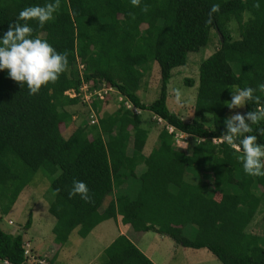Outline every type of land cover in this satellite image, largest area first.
I'll return each mask as SVG.
<instances>
[{
  "label": "trees",
  "instance_id": "1",
  "mask_svg": "<svg viewBox=\"0 0 264 264\" xmlns=\"http://www.w3.org/2000/svg\"><path fill=\"white\" fill-rule=\"evenodd\" d=\"M44 3L0 0V30L24 7ZM213 4L219 8L209 21ZM142 5L147 12L129 0H60L53 20L42 27L28 21L33 36L66 52L68 63L54 83L32 95L6 69L0 71V211L7 213L41 169L52 177L54 192L48 212L55 218L51 231L57 244L49 264L74 229L84 238L100 222L116 218L133 231H156L183 247L205 248L221 264H264V236L249 228L264 197V177L245 174L237 150L223 143L221 134L225 117L233 113L224 103L230 89L264 83V0H142ZM212 29L218 46L199 63L193 118L185 121L166 104L167 82L188 52L207 44ZM152 62L159 68L160 90L145 103L137 91ZM83 83L115 90L103 100L91 99L97 123L87 118L69 128L73 113L66 107L81 101L65 92L79 93ZM184 83L193 84L189 78ZM118 95L140 113L125 108ZM107 105L115 109L103 111ZM255 107L249 103L238 112ZM142 111L165 123L146 154L149 131L141 126ZM178 132L193 139L190 148L176 145ZM258 142L264 144V136ZM74 180L87 185L90 202L78 194L69 197ZM31 223L30 213L24 230ZM192 226L195 235L189 238L184 229ZM23 239L22 233L0 228V260L37 264L27 260ZM102 253L101 264H155L126 234Z\"/></svg>",
  "mask_w": 264,
  "mask_h": 264
},
{
  "label": "rangeland",
  "instance_id": "2",
  "mask_svg": "<svg viewBox=\"0 0 264 264\" xmlns=\"http://www.w3.org/2000/svg\"><path fill=\"white\" fill-rule=\"evenodd\" d=\"M246 15V13H245ZM144 28V25L141 26ZM233 38H237L236 23L230 21ZM218 46V36L215 30H211L207 44L198 51L188 52L186 63L181 66L174 67L171 70L170 79L167 82V99L166 104L171 111L178 114L183 120L189 121L193 118V104L197 92L198 85V67L202 59L207 57ZM192 80V85H186L184 79ZM179 88L183 94L184 103L178 106L174 101L173 89ZM160 90L159 68L156 62L150 64V68L145 72L140 82L137 94L141 101L149 103L157 98ZM113 93V92H108ZM83 94V93H81ZM108 95V94H107ZM112 96V94H111ZM114 104V103H113ZM112 104V105H113ZM107 105L103 111L111 112L115 109V105ZM87 104L78 102L77 104L67 106L68 111L73 113L72 123L69 128H73L87 119ZM239 109H233V113ZM242 108H240V111ZM239 111V112H240ZM141 126L148 129L149 133L144 146V151L151 149L156 143L158 131L165 126L164 121L154 120L152 113L149 111L141 112ZM68 127V126H67ZM68 128V131L70 129ZM174 136L178 140V144L182 147L190 148V144L194 141L183 133H177ZM185 141V144L179 143ZM138 173V172H137ZM55 176V175H54ZM52 177L47 175L43 170L39 169L32 177V180L27 184L13 205L8 208L7 213L0 211V228L8 233H22L24 243H28L30 255L35 251L38 258H44L48 261L50 250H53L57 243L53 239L52 227L55 223V218L48 212L49 202L54 198V192L50 188ZM257 220L249 227L250 231L264 236V197L259 205ZM1 210V209H0ZM32 215L31 226L24 230V224L28 215ZM263 215V216H262ZM10 220L12 224H8ZM127 232L134 233L136 246L151 259L155 264H221V262L205 248H190L175 244L174 241L166 235L156 231H145L143 233L133 231L130 227H126ZM116 233V227L113 219H108L100 222L90 231L86 237H79L76 229H74L65 244L59 250V259L55 260L58 264H101L103 262V250L110 244V239ZM184 233L189 238L195 235L194 228L186 227ZM113 234V235H112ZM50 253V254H49ZM48 256H44L47 255ZM30 262V257L27 258ZM36 263V262H35ZM0 264H8L1 261ZM55 264V263H53Z\"/></svg>",
  "mask_w": 264,
  "mask_h": 264
},
{
  "label": "clouds",
  "instance_id": "3",
  "mask_svg": "<svg viewBox=\"0 0 264 264\" xmlns=\"http://www.w3.org/2000/svg\"><path fill=\"white\" fill-rule=\"evenodd\" d=\"M133 7H140L142 12L148 11L142 0H129ZM60 0H45L41 5H32L21 9L16 20L6 30H0V71L7 70V76L20 86L27 88L28 94L37 93L42 85L54 83L67 67V53L58 52L46 39L33 36V28L28 23L35 20L42 27L54 19ZM219 5L213 4L209 10V21ZM208 22V21H206ZM264 83L252 87H236L230 89V100L226 107L242 108L246 104L256 107L244 113L234 112L223 121L222 142L237 150V160L242 164L245 174L253 177H264V144L258 142V136H264ZM174 101L182 106L181 89H173ZM78 194L85 202L91 201L89 189L83 181L72 182L69 197Z\"/></svg>",
  "mask_w": 264,
  "mask_h": 264
},
{
  "label": "built area",
  "instance_id": "4",
  "mask_svg": "<svg viewBox=\"0 0 264 264\" xmlns=\"http://www.w3.org/2000/svg\"><path fill=\"white\" fill-rule=\"evenodd\" d=\"M78 68L81 70L82 69V65L79 64L78 65ZM90 85V84H89ZM89 85L86 84V83H83L81 85V87L79 88V93H74L73 90H69V91H66L65 94H67L68 96L70 97H73L75 95H78L80 97V101L83 102V103H86L87 106H88V113H87V120L90 124H93V123H97V115L95 114V112L90 108L89 104H90V101L92 98H96L98 100H103L106 95L108 94V92H112L113 89L112 87L108 86L107 84H101V86L97 89H90L89 88ZM83 93V94H81ZM117 99L118 101H122L123 105L125 106V108H128V109H131L134 113H140V110L133 107L131 105V103L126 100L124 97H122L121 95L117 96ZM157 120H161L159 118H157ZM167 130L169 132H172L173 131V128L170 127V126H166ZM178 135L177 133L174 134V136ZM177 140V139H176ZM217 141H220V139H217V140H214V142H217ZM9 224H11V221H8ZM25 255L27 257H30L31 260L35 261L37 264H49L45 261V259H42V258H36L34 257L33 255H30V250L28 248V243H25Z\"/></svg>",
  "mask_w": 264,
  "mask_h": 264
},
{
  "label": "crops",
  "instance_id": "5",
  "mask_svg": "<svg viewBox=\"0 0 264 264\" xmlns=\"http://www.w3.org/2000/svg\"><path fill=\"white\" fill-rule=\"evenodd\" d=\"M87 109H88V107H87ZM73 116V115H72ZM176 142H177V144H178V140H176ZM179 143H183V144H185V141H179ZM180 147H182L183 145H179ZM184 148V147H183ZM147 152H145L144 151V154H146ZM142 171V167L140 166L139 168H138V173L139 172H141ZM8 221H10V220H8ZM8 221H7V223H8ZM113 222H114V225H115V227H116V233H114V235H113V237L110 239V242L117 236V235H119V234H126L127 235V237L135 244L136 243V241H135V237L134 236H137V235H134V233H131V232H126V230H125V228L127 227V226H122L121 224H120V222H119V220H118V218H116V220H113ZM11 224H12V222H11ZM94 229V228H93ZM89 234H90V232H89ZM88 234V235H89ZM109 242V243H110ZM136 245V244H135ZM62 247V246H61ZM54 250H55V247L53 248V250L51 251V253L53 252L54 253ZM60 250V249H59ZM59 250H56L57 252L56 253H58V256L56 257V260L58 261V259H59ZM50 254V253H49ZM147 256V255H146ZM148 257V256H147ZM149 258V257H148ZM56 260H54V263L55 264H58L57 263V261ZM151 260V259H150Z\"/></svg>",
  "mask_w": 264,
  "mask_h": 264
}]
</instances>
